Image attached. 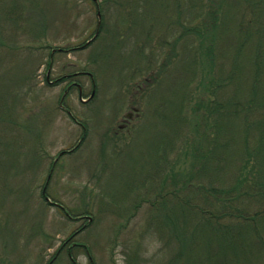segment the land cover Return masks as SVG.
I'll list each match as a JSON object with an SVG mask.
<instances>
[{
  "label": "rangeland",
  "instance_id": "rangeland-1",
  "mask_svg": "<svg viewBox=\"0 0 264 264\" xmlns=\"http://www.w3.org/2000/svg\"><path fill=\"white\" fill-rule=\"evenodd\" d=\"M96 1L40 0L33 28L20 21L0 38V264L180 262L177 238L166 248L151 225L157 215L147 188L167 172L152 174L159 140L171 142L170 158L186 161L180 173L195 164L196 145L210 147L199 144L207 115L189 136L170 114L181 108L186 116L180 103L191 90L204 104L210 99V81L169 37L177 28L169 23L183 19L177 5L187 2ZM252 1L262 7L246 10V21L263 25L264 0ZM200 243L196 236L182 259L204 264Z\"/></svg>",
  "mask_w": 264,
  "mask_h": 264
},
{
  "label": "trees",
  "instance_id": "trees-1",
  "mask_svg": "<svg viewBox=\"0 0 264 264\" xmlns=\"http://www.w3.org/2000/svg\"><path fill=\"white\" fill-rule=\"evenodd\" d=\"M186 2V6L177 5L183 10V19L169 23L173 28L177 26L169 37H175L172 44L182 41L186 53L183 60L191 57L190 68L196 73L199 66L210 81V99L204 104L203 94L197 96L195 89L191 90L190 96L186 100L182 98L180 103H184L183 111L186 106V116L179 117L181 108H171L170 114L184 127L182 134L186 132L189 136L193 129L199 133L196 131L199 114L207 115L201 117L202 122L203 119L208 122L204 128L200 127L203 134L199 144L207 145L209 140L210 147L195 146V164L188 162L187 173L178 171L186 161L181 163L177 155L170 158V141L159 140L151 147L152 174L159 175L160 167H167L159 184L152 183L147 188L154 191L153 212L157 215L151 225L154 223L157 233L166 237V248L172 247V241L177 238L178 264L183 260L182 250L196 236L201 239L204 264H264V234L259 233L264 227V24L256 21L257 25L253 26L245 18L246 10L251 11L253 6L259 9L262 3ZM39 3L40 0H0V38L6 28L20 21L27 29L33 28L36 18L42 16ZM170 56H175L173 50ZM164 61L160 72L169 64L168 60ZM182 89L185 96L186 85ZM71 120L76 123L74 117ZM179 130L172 131L173 135H178ZM185 135L188 148L190 138ZM67 155L62 152L59 158ZM141 185L143 181L138 186ZM44 195L42 198L47 202ZM191 253L195 256L196 247ZM68 255L71 256L69 250ZM189 258L183 261L188 259L186 264L196 261ZM165 264L176 263L168 259Z\"/></svg>",
  "mask_w": 264,
  "mask_h": 264
},
{
  "label": "water",
  "instance_id": "water-1",
  "mask_svg": "<svg viewBox=\"0 0 264 264\" xmlns=\"http://www.w3.org/2000/svg\"><path fill=\"white\" fill-rule=\"evenodd\" d=\"M93 2L96 3L97 1L96 0H93ZM97 17H98V24H99V22H100V14L99 13L97 14ZM83 102H85V101H83ZM46 201L49 202L48 199H46Z\"/></svg>",
  "mask_w": 264,
  "mask_h": 264
},
{
  "label": "flooded vegetation",
  "instance_id": "flooded-vegetation-1",
  "mask_svg": "<svg viewBox=\"0 0 264 264\" xmlns=\"http://www.w3.org/2000/svg\"><path fill=\"white\" fill-rule=\"evenodd\" d=\"M129 118V117H128Z\"/></svg>",
  "mask_w": 264,
  "mask_h": 264
}]
</instances>
